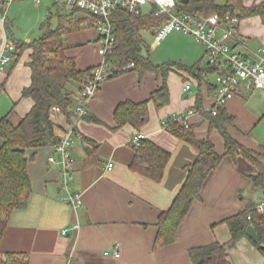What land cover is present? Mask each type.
Segmentation results:
<instances>
[{"label": "crops", "instance_id": "1", "mask_svg": "<svg viewBox=\"0 0 264 264\" xmlns=\"http://www.w3.org/2000/svg\"><path fill=\"white\" fill-rule=\"evenodd\" d=\"M263 1L244 0V5H257ZM41 4L48 13L56 9V27L58 17L67 15L65 11L58 12L61 7L52 0H41ZM50 14L49 18H52ZM75 17L81 21L80 28L64 37V45L68 48L66 56L74 59L79 70L93 68L99 63L90 59L96 46L86 44L91 39L95 42L96 36L89 38L82 30L91 27L85 15L79 13ZM260 19L264 20V16L247 17L239 25L238 34L251 50L264 48V24ZM173 34L187 37L181 33ZM7 35L0 23V55ZM186 39L189 41L185 38L161 41L165 46L177 44L176 54L168 57L166 62L174 65L166 76L169 92L166 106L155 109L149 101L151 94L162 84L161 76L149 71L139 76L130 69L104 82L89 102L86 117L96 119L100 124L87 119L76 122L79 137L70 147L73 164L69 169L72 180L68 193L80 196L78 209L74 210L62 201L66 191L62 188L64 174L58 165L59 156L54 155L55 163L50 164L47 158L53 153L52 149L26 151L27 155H33L27 165L31 193L26 208L12 212L0 235V264L5 253L24 254L28 264H192L188 250L226 243L230 232L224 221L245 211L250 203L256 205L264 200V192L255 189L251 181L259 174L260 167L264 169V106L254 98V91L240 90L224 108L226 115L233 119L226 130L236 143L255 152L257 164L241 155L234 158L224 155L218 167L204 180L200 199L191 204L177 229L176 241L161 248L153 247L158 217L171 206L198 154L189 144L164 131L162 124L194 108L197 100L201 107H209L212 103L214 80H208V75L215 74H209L212 70L206 64V68L201 66L204 62L202 46L189 37ZM257 40L260 46L255 45ZM29 55L30 50H24L19 57H13L4 72H0V118L6 116L14 125L33 106L30 98L21 96L22 90L31 82L27 65ZM178 66L198 67L200 71L191 75ZM187 82L191 83L190 92L183 91ZM124 102H148V118L140 129L129 125L111 129L114 111ZM60 120L57 121L61 123ZM190 123L194 126L196 139L210 141L219 155L225 153L223 139L210 127L208 117L197 115ZM138 135L169 156L159 181L130 168L136 154L133 139ZM108 164H113L110 171ZM115 246L118 257L111 253ZM227 260L230 264H264V254L245 235L227 251Z\"/></svg>", "mask_w": 264, "mask_h": 264}, {"label": "trees", "instance_id": "2", "mask_svg": "<svg viewBox=\"0 0 264 264\" xmlns=\"http://www.w3.org/2000/svg\"><path fill=\"white\" fill-rule=\"evenodd\" d=\"M183 8L200 16L230 14L236 15L240 20L247 17L264 16V1L257 5L245 6L244 0H189ZM78 14L67 13L66 16L58 17L59 24L54 30L49 29L39 39L28 43L13 38L8 22L5 24L7 37L15 46L13 56L19 57L24 50H30V61L27 65L31 71V82L22 90L21 96L30 98L33 106L16 125L12 124L6 116L0 118V138L2 139L0 147V235L6 229L12 212L25 209L28 203L31 181L27 174V165L33 155H27L26 151L40 148L55 149L64 135L65 126L71 125L75 117L73 113L75 96L90 78L94 68L79 70L76 68L74 59L66 56L68 48L64 45V37L80 28L81 21L75 17ZM111 22L115 47L107 61L116 71L110 78L123 74L129 69L137 72L139 76L147 71L160 75L162 84L151 94L149 101L155 109L166 106L169 103L166 76L174 65L164 63L155 66L147 56L141 54L144 46L141 33L154 36L161 26V18L155 17L151 12L143 16L115 12ZM131 64L133 67L128 68ZM178 67L191 75L200 71L198 67ZM211 70L208 71L209 74L216 73L214 69ZM70 83L77 86L73 92L66 89L65 85ZM147 103H120L114 111V127L111 129L117 130L125 125L140 129L148 118ZM52 107L60 109L64 125L54 121L50 113ZM200 108V101L197 100L192 109ZM203 115L208 117L210 127L217 130L222 137L225 146L223 155L216 153L210 141L196 139L192 124L184 128L171 122V119L165 121L166 132L189 144L198 154L195 162L189 167L187 176L171 206L158 217L156 224L158 230L153 244L155 249L176 241L179 225L188 214L191 204L200 199V190L204 180L218 167L224 155L233 158L241 155L254 164L258 162L255 152L236 143L228 135L226 126L232 124L233 119L226 115L224 108L214 117L205 113ZM81 119H87V117L82 116ZM87 120L100 124L96 119ZM74 129L76 131V127ZM135 152L130 168L153 181H159L169 157L166 152L147 140H140ZM251 181L255 189L264 192V169L260 167L259 174L252 177ZM224 222L229 229L230 239L223 244L212 243L188 250V258L192 264H230L227 260V251L245 237V230L250 225L258 238V243L254 242V244L264 254V214L258 215L253 203H250L245 211ZM251 241L253 242L252 239ZM2 264H28V257L19 253H5Z\"/></svg>", "mask_w": 264, "mask_h": 264}, {"label": "built area", "instance_id": "3", "mask_svg": "<svg viewBox=\"0 0 264 264\" xmlns=\"http://www.w3.org/2000/svg\"><path fill=\"white\" fill-rule=\"evenodd\" d=\"M12 1L14 0H0V23L3 27L7 23V11ZM52 1L58 4L66 13H81L90 20L91 26L97 33L94 43L97 54L101 58L100 63L93 68L90 78L82 85L75 96L73 107L75 117L72 124L65 126V132L60 138L59 144L47 158V161L53 164L55 163L54 155L59 156L58 165H60L64 174L62 188L66 191V196L62 201L69 204L74 210L80 207L81 201L78 194L68 193V185L72 180L69 169L73 164L70 147L79 137L74 129L76 122L82 116L87 115L89 102L95 96L99 87L116 71V69L111 68L110 63L107 61L115 47L111 22L115 12H124L133 16L153 13L155 17L161 18V26L153 36L154 44L160 43L170 33H181L202 46L205 64L215 70L211 105L201 107L198 110L188 109L182 114L170 118L171 122L188 128L194 116H202L205 113L214 117L225 108L226 104L240 90L246 92L258 91L264 98V48L251 50L243 44L242 38L238 34L241 20L236 15H196L186 11L183 8L184 5L180 3L181 0ZM34 3L38 5L41 0H34ZM14 50V43L6 37L2 42L0 72H4L13 59ZM132 67V64L128 66V68ZM190 89V86L186 84L183 91L190 92ZM1 90L2 86L0 85V92ZM50 113L53 116L61 114L58 107H52ZM165 128L166 124L163 122L162 129L166 131ZM141 139V135L134 137L133 148L138 149ZM112 167L113 164H108L107 170L110 171ZM255 212L258 215L264 214V200L255 205ZM65 233L64 230L62 234ZM111 253L114 257L119 256L117 246L111 250Z\"/></svg>", "mask_w": 264, "mask_h": 264}, {"label": "rangeland", "instance_id": "4", "mask_svg": "<svg viewBox=\"0 0 264 264\" xmlns=\"http://www.w3.org/2000/svg\"><path fill=\"white\" fill-rule=\"evenodd\" d=\"M55 10L56 9L54 8L48 13V11L45 9V7L42 4L41 5L38 4L37 6V4L34 3V0H14L10 3L7 11L9 29L11 30L14 38L18 39L19 41H26V39H29L30 41L37 40L42 35H44L49 31L48 25L50 26V30L55 29L56 27V20L54 13ZM57 11L60 13L64 12L62 8L58 9ZM49 14L51 15L52 18H49ZM260 23L264 24V20L260 19ZM82 30L87 32L86 35H88L89 38H95V36L97 38V33L92 26L89 28L84 27L82 28ZM170 34L167 35L165 38H170L171 41L172 38H185V40H187L186 39L187 37L173 33L171 35ZM141 35L144 41V46L141 49V54L143 56H147L149 58V61L153 65L155 66L162 65L167 62L168 57H171V55L176 54L175 47H177V44H171L169 46L168 45L165 46L164 44L162 45L163 41L160 44H154V39L152 35L146 33H141ZM187 41H185V43H187ZM86 45H95V43L91 39L90 42L87 43ZM255 45L260 46L261 43L257 40ZM90 55H91L90 59H93L96 62L99 61L100 63L101 58L97 54L96 47L94 51H91ZM201 66L202 68H206L204 62ZM208 80L210 81L214 80V76L208 75ZM184 84H187L191 87L190 82ZM65 86L66 89L72 92L77 89V86L74 83H70ZM253 96L260 104L264 106V98L260 95L258 91H254ZM58 118H61L60 120L62 121L61 123L64 122V118L61 117L60 115L53 116L54 121L56 123L61 124L60 122L57 121Z\"/></svg>", "mask_w": 264, "mask_h": 264}, {"label": "water", "instance_id": "5", "mask_svg": "<svg viewBox=\"0 0 264 264\" xmlns=\"http://www.w3.org/2000/svg\"><path fill=\"white\" fill-rule=\"evenodd\" d=\"M189 0H181L180 3L183 5H186L188 3ZM245 234L251 238L255 243H258V238L257 235L253 229V227L250 225L246 228L245 230Z\"/></svg>", "mask_w": 264, "mask_h": 264}]
</instances>
